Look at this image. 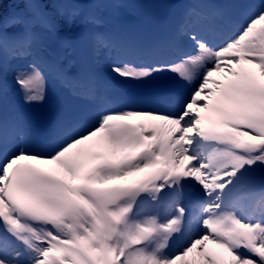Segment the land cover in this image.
Wrapping results in <instances>:
<instances>
[{
    "label": "snow or ice",
    "instance_id": "1",
    "mask_svg": "<svg viewBox=\"0 0 264 264\" xmlns=\"http://www.w3.org/2000/svg\"><path fill=\"white\" fill-rule=\"evenodd\" d=\"M6 24L0 22V42ZM191 40L195 54L178 65L112 69L134 81L160 71L178 74L191 87L175 112H105L47 153L21 144L4 157L0 264H25L19 246L27 264H264V223L243 222L220 203L206 204V231L170 258L165 252L183 231L185 210L164 222L130 218L142 193L155 198L169 188L179 194L177 186L193 179L219 199L241 168L264 163V6L217 46L195 34ZM16 82L26 102L43 100L38 65ZM56 131L63 134L64 125ZM197 141L214 145L204 159L193 154ZM137 174L142 178L112 183Z\"/></svg>",
    "mask_w": 264,
    "mask_h": 264
},
{
    "label": "rangeland",
    "instance_id": "2",
    "mask_svg": "<svg viewBox=\"0 0 264 264\" xmlns=\"http://www.w3.org/2000/svg\"><path fill=\"white\" fill-rule=\"evenodd\" d=\"M21 3H22L21 0H0V20H3V18L5 16L10 14L12 4L16 7L15 9H17L18 11H21L22 10L21 9ZM52 3L55 4V6L57 7V12L59 13V16H61L60 11L63 9L60 6H58L57 0H52ZM229 17L231 18V20L233 22L238 23L239 20H238V16L236 14L231 13ZM64 22L67 24L65 19H64ZM219 23L222 24L223 23L222 20H219ZM220 24H218V27L220 26ZM231 28L232 27H230V29ZM221 33L222 32L219 30L218 31L219 37H221ZM42 34H43V32L39 31L36 34L37 38H35V41L33 42V44L28 46V48L31 50L36 49L35 56H37L39 58V60H41V51L44 50L43 44H42L43 41L39 39L42 36ZM25 59L26 58H23L20 60L19 59H16V60L12 59V60H14L15 63H14V66L12 67V70H11V76L14 77L15 80L20 73L24 72V66L26 64H29L31 68L33 67V64L30 61L26 62ZM150 78H153L157 82H160V86H157V87L159 88L161 95H163V96L168 95L169 96L170 103L173 102V99H175V96L177 94H179L178 92H181V89L183 88V82H182L181 78L177 77L176 74L173 72L167 78H164V77L161 78L160 75H155V74H153V76ZM150 78H148L144 81H141L142 86L150 87V86H148V85H151L152 79H150ZM22 91H23V93H21ZM20 93H21V95H20ZM23 94H24V90L21 89V87L18 84H16L9 90L7 99H9L11 96L17 100L16 108L19 109V111L22 115V117H20L21 123L19 125L25 126L26 124L30 125L31 123H36L39 120V118L36 116L28 115L26 107L33 110L34 105L32 103L26 102L25 96L22 97ZM41 102L42 101H40V103ZM41 108H42V105H41ZM43 110L41 112H39V114H41V115H43V113L45 114L47 107L45 106ZM43 130H44V136H46V133L48 132L49 127L45 126V129H43ZM42 146H43V142H41V147ZM251 166L253 168H255L254 165H251ZM184 246H186V245H181V246L177 245L171 254H173V253L178 254L179 251L183 250ZM171 254H168L167 256L170 258Z\"/></svg>",
    "mask_w": 264,
    "mask_h": 264
},
{
    "label": "bare ground",
    "instance_id": "3",
    "mask_svg": "<svg viewBox=\"0 0 264 264\" xmlns=\"http://www.w3.org/2000/svg\"><path fill=\"white\" fill-rule=\"evenodd\" d=\"M37 63V61L36 60H34V64H36ZM31 67H30V65L29 64H26L25 66H24V72L23 73H26V72H30L31 71ZM7 70H11L10 68H9V66H7ZM171 74V72L170 71H162V73H161V75L160 76H162V77H168V75H170ZM158 83V82H157ZM159 84V83H158ZM21 93H23V91L21 92ZM21 93H20V95H21ZM23 96H25V93L22 95V97ZM182 97H184V96H182ZM164 98V97H163ZM16 102H17V100L16 99H14L13 97H11L10 98V100H9V102H8V107L9 106H12V105H14L15 106V109H14V114H15V116H18V117H20V111H19V109H17L16 108ZM76 102H78L79 103V101H76ZM96 104H98L97 103V101H92V100H89V101H87L86 103H84V106L85 107H87V108H90L91 110H94L95 109V106H96ZM168 108L170 109V112H174V111H176L177 110V107H172L170 104H168ZM95 111V110H94ZM44 123H40V125H39V128L41 129V126L43 125ZM42 136V134L40 133V132H36L35 133V143L37 144L39 141H40V137ZM42 139V138H41ZM34 150L33 151H35V152H40V153H47L48 151H39L36 147H32ZM131 177H129L128 178V180L130 179ZM121 181H123V180H121ZM186 244H187V242H186ZM11 255V254H10Z\"/></svg>",
    "mask_w": 264,
    "mask_h": 264
}]
</instances>
